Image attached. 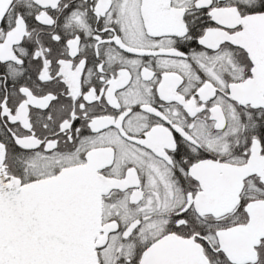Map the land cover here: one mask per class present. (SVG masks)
Returning a JSON list of instances; mask_svg holds the SVG:
<instances>
[{
    "label": "snow or ice",
    "instance_id": "snow-or-ice-1",
    "mask_svg": "<svg viewBox=\"0 0 264 264\" xmlns=\"http://www.w3.org/2000/svg\"><path fill=\"white\" fill-rule=\"evenodd\" d=\"M0 264H264V0H0Z\"/></svg>",
    "mask_w": 264,
    "mask_h": 264
}]
</instances>
